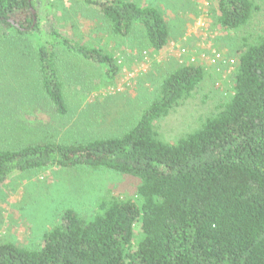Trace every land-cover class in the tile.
Returning a JSON list of instances; mask_svg holds the SVG:
<instances>
[{"label":"trees","instance_id":"obj_1","mask_svg":"<svg viewBox=\"0 0 264 264\" xmlns=\"http://www.w3.org/2000/svg\"><path fill=\"white\" fill-rule=\"evenodd\" d=\"M80 1L102 13L112 35L138 28L148 49H166L168 27L156 8ZM216 3L217 27L225 31L244 27L259 9L254 0ZM34 10L32 0H0V26L30 34L38 28ZM54 43L104 68L110 81L119 67L111 56L64 39L42 45V88L62 116L68 109L51 63ZM242 46L232 94L172 144L155 123L201 83L205 72L196 64L163 77L158 97L121 134L0 150V185L15 173L51 167L104 169L138 182L136 200L100 203L86 219L62 212L38 249L1 244L0 264H264V36L244 38Z\"/></svg>","mask_w":264,"mask_h":264},{"label":"rangeland","instance_id":"obj_2","mask_svg":"<svg viewBox=\"0 0 264 264\" xmlns=\"http://www.w3.org/2000/svg\"><path fill=\"white\" fill-rule=\"evenodd\" d=\"M32 1L36 30L18 35L0 26V150L81 144L121 134L158 97L163 77L196 64L205 72L201 83L155 123L162 139L172 144L196 130L232 94L242 40L264 36V0H254L259 9L236 31L217 27L216 0H128L163 16L169 37L160 54L148 49L138 28L124 38L112 35L102 13L80 0ZM53 38L107 54L119 67L117 79L110 81L104 68L54 43L51 63L68 109L62 116L42 88L38 65L41 46ZM137 186L135 178L104 169L15 173L0 185V245L38 249L65 210L86 219L100 203L136 200Z\"/></svg>","mask_w":264,"mask_h":264}]
</instances>
